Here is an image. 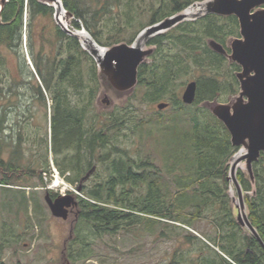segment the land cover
I'll list each match as a JSON object with an SVG mask.
<instances>
[{"label": "trees", "instance_id": "1", "mask_svg": "<svg viewBox=\"0 0 264 264\" xmlns=\"http://www.w3.org/2000/svg\"><path fill=\"white\" fill-rule=\"evenodd\" d=\"M195 1L201 0L61 3L73 15L70 29H85L98 45L110 46L121 41L131 44L143 28ZM24 4L28 9L26 23ZM54 11L41 0H7L1 10L0 45L11 51L17 65L16 72H11L0 57V172L9 173L8 179L0 182L11 183V173L17 168L21 173L22 143L27 137L22 128L4 134L11 126L7 125L8 113L20 110L23 96L44 107L49 97V150L58 173L73 185L100 166L92 173L99 177L95 184L78 185L84 197H76L78 215L69 244H65L68 255L89 258V238L117 232L139 219L148 226L170 219L187 227L205 219L213 234L203 232V237H198L184 229L183 238L198 242V251L192 257L182 252L169 264H264V247L237 224L228 193L229 159L238 147L231 144L224 124L200 105L212 100L225 102L239 91L235 73L240 66L207 44L212 38L229 51L228 38L239 34L237 18L207 13L151 36L147 44L153 45L154 51L138 66L132 94L112 109L98 111L95 100L101 85L96 62L76 37L54 22ZM145 13L147 16L141 19ZM27 36L28 52L24 56L21 50ZM190 81L196 83L195 97L186 104L180 89ZM163 101L167 103L163 110L170 113L162 121L163 110L143 112L137 107ZM151 115H157L156 139L159 132L163 135L161 151L166 160L161 163L150 156L152 147L149 149L148 140L142 136L151 131L152 127H147ZM180 118L188 121L185 129L178 122ZM125 130H130L132 140L121 139ZM136 130L140 131L139 141ZM45 135L41 138L34 134L31 141L36 152L43 145V162L39 165V159H35L21 167L25 174L38 179L49 171ZM6 148L8 159L3 157ZM159 149L155 146L154 151ZM252 170L253 194L251 182L241 169H237L236 179L244 191L248 218L264 244V154L253 162Z\"/></svg>", "mask_w": 264, "mask_h": 264}, {"label": "rangeland", "instance_id": "2", "mask_svg": "<svg viewBox=\"0 0 264 264\" xmlns=\"http://www.w3.org/2000/svg\"><path fill=\"white\" fill-rule=\"evenodd\" d=\"M203 1L204 0L195 1L187 6L182 11L186 16L182 21L192 20L195 14L203 11ZM25 5L26 4H24L23 22L26 23L28 9ZM195 9L199 11H195ZM145 16H147L146 13L141 19H145ZM65 25L68 27L69 22L68 24L66 22ZM73 31H76V33L80 32V35L81 33L85 34L82 29ZM139 33L140 32H138V34ZM138 34L133 41L139 42L138 39L140 38H138ZM239 36L238 34L233 37ZM80 40L83 41L82 38H80ZM27 42L28 36L26 37V43L22 44L21 51L24 56H26L28 52ZM148 45L149 44H146L144 47L146 48ZM0 57L6 61L11 72H16L17 59L13 57L11 51L3 44L0 45ZM184 86L185 83L181 86L180 96ZM132 92L130 94H125L110 87L103 86L99 105L102 107L103 104H106L102 101L105 94L110 103L121 104ZM138 93L139 89L135 94L136 98L138 97ZM21 99L23 105L20 106V110H13L8 113L10 115V122H8L7 125L11 124V126H7L4 132V134L7 135L8 133H15L19 128H22L27 137L22 143L24 153H22L21 163L19 164L21 173L19 174V172H16L18 170L17 168L13 174L11 173L9 180L11 183H6L8 185H5V183L0 182V264H169L182 252L184 253L183 256L186 257L190 255L195 256L198 251V242H192L193 245L183 238L184 229L189 230L198 237H203V232L213 234L211 224L205 219L195 222L193 227H187L184 224L170 219H163L154 226H148L144 219H139L137 223L121 228L117 232L103 233L100 236L97 235L89 238L91 247V255L89 258H78L74 254L68 255L67 250H65V244L68 241L67 237L69 235L73 213H69L66 220L56 218L50 213L49 207L44 199L46 190H48L51 195H54L61 193V189H63L61 185L48 187L52 186V183L55 182L51 175V165L55 166V164L49 150L51 99L49 97L45 99L46 107L39 104L37 101L30 100L28 95L23 96ZM133 102L137 103L135 100H133ZM157 103L158 102L147 105L145 108L142 104H137V107L140 108L141 111L143 110V112L152 111V109L156 108ZM168 110L169 109L163 110L164 116L160 117L161 121L167 118L165 116L170 113ZM146 117L148 118V115ZM150 119L147 127H152L151 131L148 133L146 131L143 132L142 136L145 141L148 140L149 149L152 147L150 151L152 154L150 153V156L157 158L159 160L158 162L161 163L166 160L163 151H161L163 146L161 137L163 135L159 132L157 136L159 138L156 139V126L154 125V120L157 119V115H151ZM178 122L185 126L183 129L189 126L185 118L178 119ZM34 134L41 138L46 134L45 136L47 137L49 171L41 173L42 179H38L35 176L31 177L25 174L21 169V167L29 165V163L35 159H39V165L43 162L41 153L43 152V145H40V151L36 152V147L31 142L32 135ZM121 137H123L121 139L132 140V133L130 130H125V136L121 135ZM135 138L136 141L141 139L139 130H136ZM155 146L160 148L159 151H154ZM5 150L6 151L3 152L4 158L8 155V148ZM240 150L242 151V148H240L235 155H238ZM9 156L11 157V154ZM237 167V169L244 167V162H241ZM92 169L93 172H87L89 173L88 175L85 174L81 177V180L73 185L65 180L63 175L59 173L60 178L69 183L74 190L68 191L67 189L65 192H70L75 198L77 196L84 197L81 191L76 193V188L78 185L91 186L95 184L99 177L92 173L96 170L99 171L100 166L97 165ZM7 175H9V173L2 174L0 172V180L4 177L7 178ZM1 186H8L11 188ZM230 195L235 200L237 199L236 189L232 181H230ZM76 200L78 199L76 198ZM77 241L78 240L74 243ZM67 243L69 244V242Z\"/></svg>", "mask_w": 264, "mask_h": 264}, {"label": "water", "instance_id": "3", "mask_svg": "<svg viewBox=\"0 0 264 264\" xmlns=\"http://www.w3.org/2000/svg\"><path fill=\"white\" fill-rule=\"evenodd\" d=\"M6 1L0 0V25L2 23L1 10ZM41 1L54 8L55 23L67 34L76 37L82 48L95 60L101 85L95 100L98 111L112 109L115 105L120 104L110 103L105 94L102 101L106 104H103L102 107L99 105L103 86L130 94L137 84L138 66L147 61L154 51L153 45L149 46V44L148 47H144L149 38L154 34L163 33L186 17L182 13L184 8L143 28L138 34L139 42L133 41L129 44L121 41L110 46H100L85 29H82V31L88 34V38L81 41L78 33L65 25L66 22L70 24L73 15L63 8L61 0ZM203 2V11L195 14L192 19L207 13L222 16L234 15L239 25L240 36L229 37L226 42L229 51L215 39H207V44L213 51L225 55L230 62H235L240 66V70L235 73L239 83V91L226 102L212 100L204 101L200 105L207 107L224 124L229 133L231 144L238 147L237 152L242 148L238 155H235L236 152L229 159L228 193L230 195V181H232L237 194L236 200L230 195L235 220L240 227L251 233L264 247L259 233L248 218V206L244 200V191L236 179L237 166L244 162V167L240 169L248 176L252 185L251 194H253L252 164L258 160L261 154H264V0H204ZM61 10H64L63 22L58 18ZM195 88V81H190L185 85L181 94L184 103L190 104L193 102ZM166 106V102L156 104L157 109H163ZM80 190L81 187L78 186L76 191ZM44 199L50 213L56 218L66 220L70 211L73 213L68 235L70 238L72 236V225L78 215L75 196L71 193L52 196L46 190Z\"/></svg>", "mask_w": 264, "mask_h": 264}, {"label": "built area", "instance_id": "4", "mask_svg": "<svg viewBox=\"0 0 264 264\" xmlns=\"http://www.w3.org/2000/svg\"><path fill=\"white\" fill-rule=\"evenodd\" d=\"M51 169H52V173H51V175H52V177L54 178V180L57 181V183L55 184V183L53 182V183H52V186H48L49 188H50V187H56V186H58V185H61L63 189H61V193H60V194H65V193L67 192V191L65 192V190H67V189H68V191H69V190H73V187H72L69 183H67V182L64 181L62 178H60V175H59L57 169H56L53 165L51 166ZM73 191H74V190H73ZM64 192H65V193H64Z\"/></svg>", "mask_w": 264, "mask_h": 264}, {"label": "bare ground", "instance_id": "5", "mask_svg": "<svg viewBox=\"0 0 264 264\" xmlns=\"http://www.w3.org/2000/svg\"><path fill=\"white\" fill-rule=\"evenodd\" d=\"M50 6V5H49ZM3 8V7H2ZM201 8V7H200ZM195 11H199V10H197V9H195ZM196 13V12H195ZM58 18H59V20H61V21H63L64 20V13H63V11L61 10V11H59V14H58ZM69 27V26H68ZM80 33V32H79ZM78 33V36L80 37V38H82V40H87V38H88V34L87 33H81V35ZM85 37V38H84ZM55 184L57 183V181H55L54 182Z\"/></svg>", "mask_w": 264, "mask_h": 264}, {"label": "flooded vegetation", "instance_id": "6", "mask_svg": "<svg viewBox=\"0 0 264 264\" xmlns=\"http://www.w3.org/2000/svg\"><path fill=\"white\" fill-rule=\"evenodd\" d=\"M263 6V5H262ZM70 213H72L71 211H70ZM68 239H69V237H67ZM66 259V258H65Z\"/></svg>", "mask_w": 264, "mask_h": 264}]
</instances>
